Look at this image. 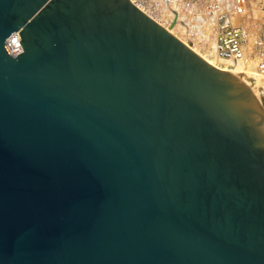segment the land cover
<instances>
[{"label": "water", "instance_id": "water-1", "mask_svg": "<svg viewBox=\"0 0 264 264\" xmlns=\"http://www.w3.org/2000/svg\"><path fill=\"white\" fill-rule=\"evenodd\" d=\"M0 264H264L257 102L129 0H0Z\"/></svg>", "mask_w": 264, "mask_h": 264}, {"label": "built area", "instance_id": "built-area-1", "mask_svg": "<svg viewBox=\"0 0 264 264\" xmlns=\"http://www.w3.org/2000/svg\"><path fill=\"white\" fill-rule=\"evenodd\" d=\"M199 56L220 66L240 62L264 80V0H129ZM18 32L6 39L12 55L22 52ZM229 62V63H226Z\"/></svg>", "mask_w": 264, "mask_h": 264}, {"label": "bare ground", "instance_id": "bare-ground-1", "mask_svg": "<svg viewBox=\"0 0 264 264\" xmlns=\"http://www.w3.org/2000/svg\"><path fill=\"white\" fill-rule=\"evenodd\" d=\"M191 51L194 52L195 50ZM199 57L209 65L230 73L231 75L236 77L241 83H243L257 102L259 108L262 109L260 110L263 111L262 113L264 114V80L258 79L257 77H253L250 73L246 72L245 67L238 61L230 62L232 63V67L228 68V66H224V68H222V66L217 64V61L203 54H199Z\"/></svg>", "mask_w": 264, "mask_h": 264}, {"label": "rangeland", "instance_id": "rangeland-1", "mask_svg": "<svg viewBox=\"0 0 264 264\" xmlns=\"http://www.w3.org/2000/svg\"><path fill=\"white\" fill-rule=\"evenodd\" d=\"M222 68H224V66H222ZM229 68V67H228ZM261 109V108H260ZM262 110V109H261ZM263 112V111H262Z\"/></svg>", "mask_w": 264, "mask_h": 264}]
</instances>
